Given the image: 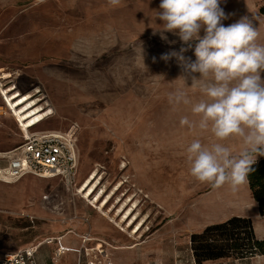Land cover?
<instances>
[{
  "label": "rangeland",
  "instance_id": "1",
  "mask_svg": "<svg viewBox=\"0 0 264 264\" xmlns=\"http://www.w3.org/2000/svg\"><path fill=\"white\" fill-rule=\"evenodd\" d=\"M160 2L0 0V72L12 73L0 78V166L27 133L1 92L15 85L23 93L39 89L41 103L51 110L30 132H75L78 185L96 168L108 190L123 182L108 205L117 208L108 214L59 178L0 180L1 251L41 244L40 264H76L84 259L80 250L88 236L86 246L103 247L112 264H254L264 255L233 252L201 263L195 258L192 235L205 229L196 228L250 209L254 198L248 180L235 190L229 184L213 188L189 172L187 145L214 138L180 123L183 117L199 119L191 107L204 97L191 79L180 78L176 57L161 58L187 45L171 32L161 39ZM220 7L229 15L225 26L243 16L252 19L257 42L264 44V0H221ZM194 48L195 43L183 53L192 61ZM178 90L192 104L170 103L169 95ZM223 143L234 154L243 149L238 138ZM131 196L140 218L147 219L141 236L118 222L117 210ZM118 197L123 200L116 204ZM62 245L66 250L58 255ZM95 254L105 262V254Z\"/></svg>",
  "mask_w": 264,
  "mask_h": 264
},
{
  "label": "clouds",
  "instance_id": "2",
  "mask_svg": "<svg viewBox=\"0 0 264 264\" xmlns=\"http://www.w3.org/2000/svg\"><path fill=\"white\" fill-rule=\"evenodd\" d=\"M120 3L108 0L111 6ZM220 3L161 0L156 17L162 21L161 39L166 40L164 33L171 32L187 45L161 58L176 57L180 78L191 79L204 97L192 104L188 94L178 90L169 95V102L192 104L191 111L199 119L183 117L181 125L214 138L207 144L195 138L187 145L189 172L200 183L213 188L229 184L235 190L247 182L257 157L264 156V44L257 42L260 33L248 16L225 26L222 21L229 15ZM193 43L195 61L183 55ZM233 138L242 141L239 154L223 143Z\"/></svg>",
  "mask_w": 264,
  "mask_h": 264
},
{
  "label": "built area",
  "instance_id": "3",
  "mask_svg": "<svg viewBox=\"0 0 264 264\" xmlns=\"http://www.w3.org/2000/svg\"><path fill=\"white\" fill-rule=\"evenodd\" d=\"M31 129V128H30ZM8 162L0 166V180L7 182L17 181L26 175H35L41 178H59L70 191H78L80 152L73 130H43L24 133L22 142L8 153ZM55 239H49L52 243ZM89 237L84 238V246L80 250L84 259L76 264H101L96 257L104 256L102 264H112L109 255L103 247L86 246ZM41 244L32 245L15 251L0 250V264H40L38 252ZM65 251L59 248L61 255ZM95 251V252H94Z\"/></svg>",
  "mask_w": 264,
  "mask_h": 264
},
{
  "label": "bare ground",
  "instance_id": "4",
  "mask_svg": "<svg viewBox=\"0 0 264 264\" xmlns=\"http://www.w3.org/2000/svg\"><path fill=\"white\" fill-rule=\"evenodd\" d=\"M10 77H12L11 72H0V78L7 79ZM1 92L7 106L13 111L16 120L26 129V134L30 133V128L38 125L50 115L51 110L46 109V106L41 103L42 98L38 96L39 89L23 93L17 86L10 85L2 87ZM103 179L104 177L100 169H94L80 186L79 192L82 194L83 198L97 206L100 211H108L107 213L109 214L114 208H117V205H114V207L108 210V205L115 197L123 182H120L112 190H108V188L103 185ZM122 200V197H118L115 203L119 204ZM138 207V202L134 201V197L131 196L118 208L117 215L121 216L118 222L124 225V230L133 226L131 234L141 236L146 226L147 219L146 217L140 218L136 212ZM146 229L148 230V228Z\"/></svg>",
  "mask_w": 264,
  "mask_h": 264
},
{
  "label": "trees",
  "instance_id": "5",
  "mask_svg": "<svg viewBox=\"0 0 264 264\" xmlns=\"http://www.w3.org/2000/svg\"><path fill=\"white\" fill-rule=\"evenodd\" d=\"M22 142V141H21ZM248 174L250 189L264 215V157L256 160ZM222 239L221 244L217 243ZM193 251L197 262L228 256L229 253L264 254V239L255 235L253 219L233 216L224 222L208 225L192 235Z\"/></svg>",
  "mask_w": 264,
  "mask_h": 264
},
{
  "label": "crops",
  "instance_id": "6",
  "mask_svg": "<svg viewBox=\"0 0 264 264\" xmlns=\"http://www.w3.org/2000/svg\"><path fill=\"white\" fill-rule=\"evenodd\" d=\"M263 157L264 156H260V158H263ZM260 158H257V160ZM45 179H51V178H45ZM52 179H54V178H52ZM247 180H248V178H247ZM253 198H254V196H253ZM253 200H254V203H252V207L250 209L245 210V211L236 212L234 214V216H244V217L252 218L256 237L258 239H264V215H262L260 212V207H259L258 202L255 200V198ZM231 217H232V214H229L224 219L226 220V219H229ZM206 227H207V225H204V226L196 228V230L201 231ZM60 248H64L66 250L65 245L60 246ZM258 257L260 259L257 260V262H255L254 264H259V263H262V261H264V255L263 256H257V258ZM66 264H70V263H66Z\"/></svg>",
  "mask_w": 264,
  "mask_h": 264
}]
</instances>
